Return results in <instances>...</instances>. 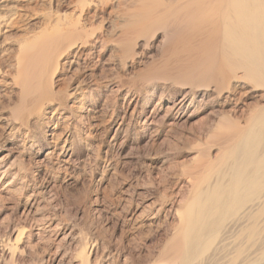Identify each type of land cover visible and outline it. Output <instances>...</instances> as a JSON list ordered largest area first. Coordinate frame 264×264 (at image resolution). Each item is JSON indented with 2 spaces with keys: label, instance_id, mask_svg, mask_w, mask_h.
<instances>
[{
  "label": "rangeland",
  "instance_id": "obj_1",
  "mask_svg": "<svg viewBox=\"0 0 264 264\" xmlns=\"http://www.w3.org/2000/svg\"><path fill=\"white\" fill-rule=\"evenodd\" d=\"M133 1L31 0L0 24V264H46L47 255L52 264H159L181 234L192 185L202 192L233 173L244 156L233 144L263 124L264 87L237 70L219 94L212 67L199 66L210 54L216 66L218 51L187 62L175 53L187 24L169 21L177 31L166 35L147 25L123 41ZM74 36L93 53L79 68L65 50ZM39 186L48 190L37 213L18 219L12 206Z\"/></svg>",
  "mask_w": 264,
  "mask_h": 264
},
{
  "label": "bare ground",
  "instance_id": "obj_2",
  "mask_svg": "<svg viewBox=\"0 0 264 264\" xmlns=\"http://www.w3.org/2000/svg\"><path fill=\"white\" fill-rule=\"evenodd\" d=\"M6 1L0 0L2 4L0 12L7 10V7L15 11L9 17L0 15V24L3 22L10 25L21 18L18 11L23 12L25 8H28L31 0H16L11 5ZM139 1L140 5L133 9L129 14L130 19L128 18L134 27L127 29L129 31L125 36L121 35L123 41L129 42L128 36L138 33L141 35L142 31L146 32L144 28L147 25H153L155 29L156 26L161 25L159 29H162L163 34H167L168 30L169 33L177 31L169 24V21L173 25L179 23L185 26L187 24L190 32H187V36L185 35L182 39L176 38L175 44L180 43V45L179 47L174 45L177 48L172 49L175 53L182 52L183 61L186 60V62L197 60L199 55L218 51L219 59L214 58L216 66L213 60L208 58L212 54L204 58L199 66L204 70L206 67H212L214 73L210 75V81L215 84L214 87L219 90V94L223 92L222 86L229 84V79L237 70L242 72V78L264 87V0H166L164 1L166 4L162 2L163 0ZM90 3H93L92 0ZM161 4L164 5L163 8H159ZM78 24V21H74L67 33L76 30ZM127 30H123L122 33ZM76 37L71 38L73 40L68 43L65 50L72 51L73 60L69 63H74L79 68L91 58L93 53L91 51L84 53L88 40ZM101 40L100 36H97L91 42L92 46L101 44ZM122 40L121 42L127 46V43ZM83 53L82 61H79L77 58ZM45 56L43 57L48 58ZM36 57H38V52L35 54ZM33 63L29 61L25 65L29 70H33L35 66ZM94 69V66L89 68L88 76L93 75ZM33 78L29 77L34 81ZM78 90L76 86L74 92ZM224 98L227 102L226 106L230 107V110L233 107L236 110L238 99H230L231 102H229L228 95ZM223 106L225 107V104ZM261 110L264 111V108ZM262 120L263 124L255 130L252 129L242 143L233 144L232 149L244 154L233 173L229 175L222 173L216 178L215 184L207 186L202 192L191 184L190 200L181 212V237L175 235L166 245L158 257L159 264H221V261H226L224 264H264V176L254 177L252 175L253 171L264 168V117ZM203 163L205 164V161ZM47 190V187L39 186L29 195L21 199L19 197V202L12 206V210L15 211L19 207L22 208L18 219L27 220L35 215L38 210L36 196L45 194ZM223 192H229L233 200H224L219 197V194ZM225 211H228L227 215H224ZM21 234L22 231L16 233L15 240ZM11 235H14V231ZM53 262L54 257L47 255L45 263L52 264Z\"/></svg>",
  "mask_w": 264,
  "mask_h": 264
}]
</instances>
